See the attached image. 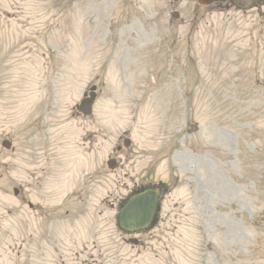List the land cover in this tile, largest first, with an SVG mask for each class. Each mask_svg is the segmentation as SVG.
Wrapping results in <instances>:
<instances>
[{
	"label": "rangeland",
	"instance_id": "374dc122",
	"mask_svg": "<svg viewBox=\"0 0 264 264\" xmlns=\"http://www.w3.org/2000/svg\"><path fill=\"white\" fill-rule=\"evenodd\" d=\"M227 4L0 0V264H264V0Z\"/></svg>",
	"mask_w": 264,
	"mask_h": 264
},
{
	"label": "water",
	"instance_id": "95a60500",
	"mask_svg": "<svg viewBox=\"0 0 264 264\" xmlns=\"http://www.w3.org/2000/svg\"><path fill=\"white\" fill-rule=\"evenodd\" d=\"M217 1L225 2L226 0H199V3L208 6ZM177 17L178 15L176 18ZM92 104L93 99L85 100L82 104L81 111L85 115H90ZM110 166L111 168L115 167L112 163ZM157 204L158 198L155 192H148L147 194L135 198L125 208L120 217L122 227L129 231H136L147 227L155 214ZM134 243L137 244L138 242L134 241Z\"/></svg>",
	"mask_w": 264,
	"mask_h": 264
}]
</instances>
